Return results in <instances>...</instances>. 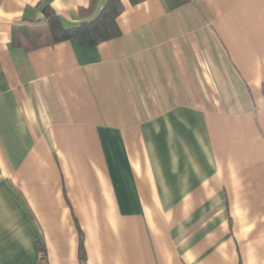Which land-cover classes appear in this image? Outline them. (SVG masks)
<instances>
[{
  "label": "crops",
  "instance_id": "obj_1",
  "mask_svg": "<svg viewBox=\"0 0 264 264\" xmlns=\"http://www.w3.org/2000/svg\"><path fill=\"white\" fill-rule=\"evenodd\" d=\"M0 0V264H264V0Z\"/></svg>",
  "mask_w": 264,
  "mask_h": 264
},
{
  "label": "trees",
  "instance_id": "obj_2",
  "mask_svg": "<svg viewBox=\"0 0 264 264\" xmlns=\"http://www.w3.org/2000/svg\"><path fill=\"white\" fill-rule=\"evenodd\" d=\"M178 4L189 3L191 0H176ZM42 14L45 17L43 39L50 44L75 41L83 49H91L99 43L115 39L120 36L116 24V18L122 12L121 0H106L103 8L96 15H92V9L81 13V21L76 26L64 27L60 18L48 6L42 7ZM39 260L37 264H46L45 249L38 243ZM79 264H85L86 255L83 245V235L78 230V251Z\"/></svg>",
  "mask_w": 264,
  "mask_h": 264
}]
</instances>
